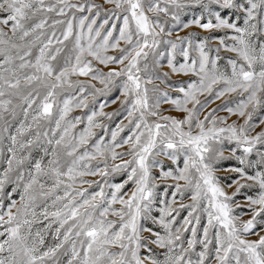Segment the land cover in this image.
Segmentation results:
<instances>
[{
	"label": "snow or ice",
	"instance_id": "6c2138e0",
	"mask_svg": "<svg viewBox=\"0 0 264 264\" xmlns=\"http://www.w3.org/2000/svg\"><path fill=\"white\" fill-rule=\"evenodd\" d=\"M181 26L206 35L167 38ZM165 56L189 79L170 84ZM113 90L120 108L100 103L77 131L70 113ZM261 112L264 0H0V264H264ZM231 158L229 194L216 166ZM157 179L175 183L155 216Z\"/></svg>",
	"mask_w": 264,
	"mask_h": 264
},
{
	"label": "rangeland",
	"instance_id": "374dc122",
	"mask_svg": "<svg viewBox=\"0 0 264 264\" xmlns=\"http://www.w3.org/2000/svg\"><path fill=\"white\" fill-rule=\"evenodd\" d=\"M96 2L97 3H101L102 0H96ZM105 6L107 7V5H105ZM194 11H195V14H197V15L199 14V9H195ZM193 14H194L193 10H187L186 14H184V13L181 14V20L182 21H187V20H189V19H191L193 17ZM168 19H169V25H170L171 24V20H170V18H168ZM241 23H242V20H241ZM189 32H195L199 36L206 35V33H204L201 29H198V28H195V27L188 28V29H183L182 26H181L179 28L174 29L173 32H172V36L171 37H167V38L175 39L176 36L183 37V36L188 35ZM216 34L220 35L221 33H216ZM213 46H215V45H213ZM167 47L168 46H166V45H161V48L159 50L166 52L167 51ZM212 54L215 55V53H212ZM193 55H195V54L193 53ZM229 55H232V54L231 53H226V52H223V51L221 52V56L226 57V56H229ZM176 60H177L178 63L179 62H183V58L179 54V51H177ZM161 63L165 65L163 71H169V83L170 84L178 85L179 83L189 79L188 77L183 76V75H174V74H172L170 72V70L167 69V67H166V64H167L166 56L164 58H161ZM220 63L223 65L224 60H221ZM73 79H76V78L73 77ZM79 79L85 80V81L88 80L87 77H80ZM92 83H95L96 87H102V85H100L98 82L93 81ZM157 83H159V81H157ZM161 88H165V86L161 85ZM165 90L169 91L170 94H172L174 96L178 94L175 91H173V89H171V88H165ZM117 96H119V92L116 91V90H113V91H111V92H109L107 94L98 95L97 96V102L94 105L91 103V98H89L90 99V103H89V108H87V109H83V110L74 109L73 112L70 113L71 117H75V116H84L85 117L84 123L80 124V125H77V131L82 130L83 127L87 123L85 114H90V111L93 109V107L95 108L96 111H99L100 110V108H99V104L100 103H106V106L103 109L104 112H115V111H117L120 108L119 102H117L116 104L111 103V101L113 99H115ZM227 99H233V97H227ZM220 103H221V101H216V103L211 105V107H216V105L220 104ZM162 107L165 108V109H168L170 106L169 105H162ZM170 114L176 115L175 112H170ZM218 115H220V116H228V114L226 112H224V111H220L218 113ZM261 115H264V112H261ZM255 119L256 118H254V120ZM97 120H98V122H101V123L107 125L109 129H112V128H115L117 123H120L121 121L124 120V115L121 114L119 116H115V117H113L112 120H107L105 118L98 117ZM232 121H237L238 123L242 122V120L240 118H238L237 116H234V115L228 116V122L231 123ZM124 122L126 123V121H124ZM261 127H264V126L256 127L252 134L254 135L255 132L260 131ZM95 131H96L98 136L104 135V132L101 129H95ZM127 134L128 133H127V130H126L124 133H121V136H126ZM106 139H110V131H109L108 136L106 137ZM126 147L127 146H125L124 149H117V151H124V150H126ZM228 147L229 146L226 144L225 148H228ZM224 155H225V157H228L230 155V153L228 151H225ZM127 158L128 157H125V159H127ZM162 160H163V164H164V169L165 170H167L170 167L171 168L175 167L174 165H171V162L168 161L166 158H162ZM93 163H96V162L94 161ZM110 163H111V161H110ZM116 163H119V161H116ZM181 166H182V164H181ZM232 166H238L237 165V161L234 158L223 159L216 166L219 169L216 172V175L220 178L221 185L225 187V191L228 192L229 194H231L234 191V187L228 188V187H226V185L230 184L232 179L237 178V174L233 173V172L225 171L224 169H227V168L232 167ZM152 171H153V175L154 176H156V177L159 176V173H160V169L159 168H155ZM87 179H99V177H88ZM124 179H126V176L123 173H117V174H114L113 176L109 177V180L112 183H120ZM156 183L158 184V187L156 189V202L153 205V213L152 214L155 215V216H158L159 215V211L158 210H159L160 207H162V205L160 204V200L161 199H168V200L172 199L171 193L174 190V188L168 187V191L165 194V191H164L165 187H167L168 185H173L175 182L171 181V180L160 181L159 179H157ZM84 187H87V185H84ZM132 188H133V185L131 183H129L125 187V189H123V192H127V193L130 194V191H131ZM6 191H11V186H7L6 187ZM244 194L253 195L254 193L248 191L247 189H243L242 190V194L238 195L235 198V202L239 203V204H244L245 203V195ZM13 199H17L18 200L19 199L18 195L14 193L13 194ZM176 200L179 202L181 200V198L179 196H177ZM183 202L186 203V204L191 202L187 198V194H186L185 198L183 199ZM6 203H7V201H6ZM116 207H119V205H116ZM242 212H246L247 214L241 215ZM235 214L241 215V219H243V220L249 219L250 215H251V213L248 212V210L246 208H237L235 210ZM186 215H187V211L186 210L181 211L180 216L177 217V220L178 221L182 220L183 217L186 216ZM205 222H206V217L202 218L201 225L198 226L200 228L201 232H202V225ZM147 226L148 227H155L154 225H152L151 221L147 222ZM156 230L159 231L158 228ZM144 235L147 236L149 234L148 233H144ZM186 235H190V232L187 233ZM252 238H255V237H252ZM157 251H159V250H157Z\"/></svg>",
	"mask_w": 264,
	"mask_h": 264
}]
</instances>
